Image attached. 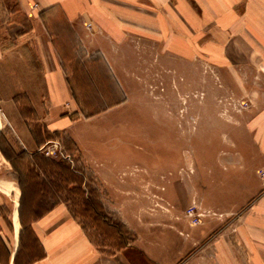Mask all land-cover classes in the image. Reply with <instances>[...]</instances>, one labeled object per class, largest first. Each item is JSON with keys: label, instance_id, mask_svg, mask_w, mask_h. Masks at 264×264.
Returning <instances> with one entry per match:
<instances>
[{"label": "crops", "instance_id": "1", "mask_svg": "<svg viewBox=\"0 0 264 264\" xmlns=\"http://www.w3.org/2000/svg\"><path fill=\"white\" fill-rule=\"evenodd\" d=\"M13 2L14 8H3L7 16L0 12V26L17 27V46L0 50V115L26 152L37 150L46 133L74 136L75 121L61 116L67 107L86 121L97 122L106 111L127 120L128 92L115 59L123 49H141L178 63L200 59L240 92L256 175L237 218L224 224L209 218L197 226L146 209L150 195L144 188L134 194L128 179L119 181V165L103 151L93 168L106 191L100 200L110 221L101 218L99 224L116 236L119 221L137 235L110 251L93 241L64 203L42 208L45 181L0 176L6 185L0 186V264H264V0ZM18 12L21 19L8 20ZM4 83H11L13 94L5 93ZM95 129L93 137L104 135ZM79 136L80 142L92 137L88 130ZM152 190L158 202L166 201Z\"/></svg>", "mask_w": 264, "mask_h": 264}, {"label": "rangeland", "instance_id": "2", "mask_svg": "<svg viewBox=\"0 0 264 264\" xmlns=\"http://www.w3.org/2000/svg\"><path fill=\"white\" fill-rule=\"evenodd\" d=\"M13 1L0 0L4 16L3 8H14ZM16 15H9L8 20L23 17L19 12ZM15 30L14 25L0 26L1 51L17 46ZM138 50L123 49L115 59L128 92L127 120L106 111L99 121H86L84 115L67 107L61 116L75 121L70 130L74 136L59 130L46 133L37 139V150L28 153L1 115L0 176L45 181L42 208L64 203L75 220L89 229L93 241L107 246V251L134 241L137 235L119 221L114 222L116 236L99 224L101 218L110 219L100 200L106 191L95 179L99 174L93 168L103 151H109L103 155L119 165V181L128 179L134 194L144 188L150 195L146 209L161 210L173 220L189 218L197 226L209 218L222 224L237 218L242 211L238 205L256 175L250 169L252 144L242 121L246 102L240 92L223 82L219 70L200 59L178 63L150 57L153 51ZM7 68L3 66L2 72ZM9 84L4 83L5 93L13 94ZM97 126L104 131L101 137H93ZM125 127L128 135L122 132ZM38 129L40 132V126ZM84 130L92 137L80 142ZM109 131L113 135L105 136ZM152 189L165 194L166 201L158 202ZM191 207L193 214L188 215ZM196 215L198 222L193 223ZM132 256L134 260L139 257L136 251Z\"/></svg>", "mask_w": 264, "mask_h": 264}, {"label": "built area", "instance_id": "3", "mask_svg": "<svg viewBox=\"0 0 264 264\" xmlns=\"http://www.w3.org/2000/svg\"><path fill=\"white\" fill-rule=\"evenodd\" d=\"M193 210H194V207H193V208H192V207L189 208L187 214H188V215H192V214H193ZM198 215H199V214H198ZM192 222H193V223H197V222H198L197 215H196V216H193Z\"/></svg>", "mask_w": 264, "mask_h": 264}, {"label": "trees", "instance_id": "4", "mask_svg": "<svg viewBox=\"0 0 264 264\" xmlns=\"http://www.w3.org/2000/svg\"><path fill=\"white\" fill-rule=\"evenodd\" d=\"M3 153H4V152H3ZM4 155H5V154H4ZM5 156H6V155H5ZM43 160H44V161H46V162H47V161H49V160H48V159H46V158H44ZM27 164H29L30 166H32V165H31V164H32V162H31L29 159H28V161H27ZM33 171L35 172V169H33ZM34 176H36V178L38 177L36 173H35V175H34ZM17 180H18V183H20V181H21V178H20V177H18V179H17Z\"/></svg>", "mask_w": 264, "mask_h": 264}, {"label": "bare ground", "instance_id": "5", "mask_svg": "<svg viewBox=\"0 0 264 264\" xmlns=\"http://www.w3.org/2000/svg\"><path fill=\"white\" fill-rule=\"evenodd\" d=\"M0 116H1V115H0ZM0 118H1V117H0ZM2 118H3V117H2ZM0 120H1V119H0ZM0 124H1V121H0ZM8 184H9V183H8ZM10 184H11V183H10ZM0 186H1V185H0ZM2 186H3V185H2ZM2 186H1V187H2ZM4 186H6V185H4ZM4 186H3V187H4ZM7 187H8V185H7ZM7 187H6V188H7ZM4 189H5V188H4ZM9 190H10V188H9ZM15 202H16V201H15Z\"/></svg>", "mask_w": 264, "mask_h": 264}]
</instances>
